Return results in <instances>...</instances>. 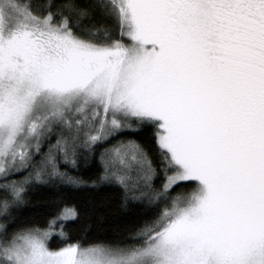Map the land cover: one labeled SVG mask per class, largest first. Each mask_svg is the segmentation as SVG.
I'll use <instances>...</instances> for the list:
<instances>
[{"label":"snow or ice","instance_id":"6c2138e0","mask_svg":"<svg viewBox=\"0 0 264 264\" xmlns=\"http://www.w3.org/2000/svg\"><path fill=\"white\" fill-rule=\"evenodd\" d=\"M0 264H264V0H0Z\"/></svg>","mask_w":264,"mask_h":264},{"label":"trees","instance_id":"16d2710c","mask_svg":"<svg viewBox=\"0 0 264 264\" xmlns=\"http://www.w3.org/2000/svg\"><path fill=\"white\" fill-rule=\"evenodd\" d=\"M82 174L86 178L91 175L89 172ZM59 200H65L68 207H74L81 212L79 219L69 221L65 225V231L74 239H104L111 235L114 222L121 216L115 189L84 186L73 190L71 195H65L63 189L58 191L52 188H40L31 194L30 202L24 208V218L46 226L45 222L53 212L55 202ZM54 228L58 230L59 224ZM58 242V237L52 240L53 245Z\"/></svg>","mask_w":264,"mask_h":264}]
</instances>
